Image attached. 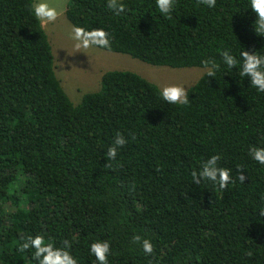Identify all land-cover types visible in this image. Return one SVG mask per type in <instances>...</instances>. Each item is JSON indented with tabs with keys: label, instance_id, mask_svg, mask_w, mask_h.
I'll list each match as a JSON object with an SVG mask.
<instances>
[{
	"label": "trees",
	"instance_id": "1",
	"mask_svg": "<svg viewBox=\"0 0 264 264\" xmlns=\"http://www.w3.org/2000/svg\"><path fill=\"white\" fill-rule=\"evenodd\" d=\"M70 0L69 23L102 28L111 46L147 65L204 69L222 51H264L247 0H176L170 17L155 0ZM32 0H0V264H33L22 237L42 234L78 264H96L90 244H111L109 264H264V94L223 67L170 105L132 71L103 74L101 89L75 105L56 74L50 38ZM96 48V47H95ZM117 134L127 143L106 158ZM232 170L218 189L192 182L212 155ZM245 176L242 183L239 174ZM151 239L144 254L135 236Z\"/></svg>",
	"mask_w": 264,
	"mask_h": 264
},
{
	"label": "clouds",
	"instance_id": "2",
	"mask_svg": "<svg viewBox=\"0 0 264 264\" xmlns=\"http://www.w3.org/2000/svg\"><path fill=\"white\" fill-rule=\"evenodd\" d=\"M176 0H155L156 9L165 17H170L175 7ZM206 8L217 7V0H199ZM108 8L120 15L125 10V5L120 0H108ZM247 10L255 15L252 27L258 36H264V0H247ZM30 11L37 20L39 27L45 29L55 22L60 10L54 6L53 0H32ZM71 38L76 49H89L92 47L109 49L111 38L108 32L102 28L87 29L83 26L74 25L71 30ZM222 63L214 60H204L202 65L206 77H215L223 67L227 72L238 70L242 79L251 77V87L257 93L264 94V51L249 53L244 47L236 52L232 49L223 50ZM161 99L170 105H185L189 102L186 88L181 86L164 87L160 90ZM127 143L122 134H117L113 146L108 148L106 158L115 160L118 149ZM249 155L259 165L264 166V146H252ZM221 155H212L200 164L199 170L191 173L192 182L196 185L202 182H210L218 189H225L233 182L232 170L221 167L219 161ZM239 180L243 183L245 176L240 173ZM21 250H31L33 264H78V260L67 247H56L42 234H33L22 237ZM133 242L140 244L144 254H152L154 244L151 239H143L137 235ZM89 254L95 257L96 264H109L111 244L107 240H95L90 244Z\"/></svg>",
	"mask_w": 264,
	"mask_h": 264
},
{
	"label": "rangeland",
	"instance_id": "3",
	"mask_svg": "<svg viewBox=\"0 0 264 264\" xmlns=\"http://www.w3.org/2000/svg\"><path fill=\"white\" fill-rule=\"evenodd\" d=\"M70 0H53L61 14L45 30L50 38L56 61V74L71 101L78 105L84 95L101 89L104 73L115 70L135 72L160 89L181 86L188 91L204 76L205 69H169L147 65L128 55L98 48L76 49L71 38L72 25L65 11Z\"/></svg>",
	"mask_w": 264,
	"mask_h": 264
}]
</instances>
